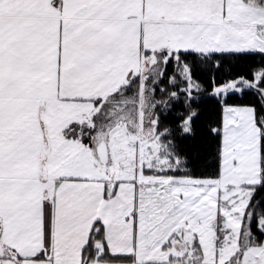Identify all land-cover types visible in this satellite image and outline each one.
<instances>
[{
    "label": "snow or ice",
    "instance_id": "snow-or-ice-1",
    "mask_svg": "<svg viewBox=\"0 0 264 264\" xmlns=\"http://www.w3.org/2000/svg\"><path fill=\"white\" fill-rule=\"evenodd\" d=\"M0 264H264V0H0Z\"/></svg>",
    "mask_w": 264,
    "mask_h": 264
}]
</instances>
